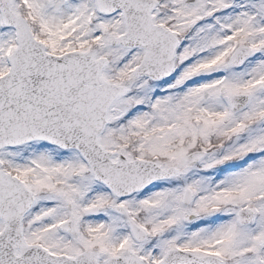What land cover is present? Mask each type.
I'll return each instance as SVG.
<instances>
[{"label": "snow or ice", "instance_id": "snow-or-ice-1", "mask_svg": "<svg viewBox=\"0 0 264 264\" xmlns=\"http://www.w3.org/2000/svg\"><path fill=\"white\" fill-rule=\"evenodd\" d=\"M0 264H264V0H0Z\"/></svg>", "mask_w": 264, "mask_h": 264}]
</instances>
